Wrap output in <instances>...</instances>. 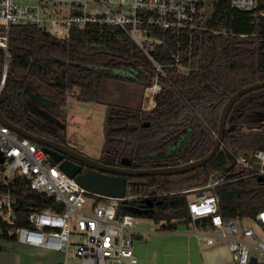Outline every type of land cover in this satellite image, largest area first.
Listing matches in <instances>:
<instances>
[{
    "label": "trees",
    "instance_id": "obj_1",
    "mask_svg": "<svg viewBox=\"0 0 264 264\" xmlns=\"http://www.w3.org/2000/svg\"><path fill=\"white\" fill-rule=\"evenodd\" d=\"M218 12L234 35L206 34L198 39L193 71L189 75L167 71L154 109L145 112L139 107L107 106V137L100 155L105 164L120 166L121 160L127 158L131 168H153L160 164L177 166L204 157L214 145L221 111L229 97L242 87L264 81V17L226 7ZM9 52L0 110L22 128L29 127L31 93L53 100L55 111L60 112L70 95L104 102L110 82L113 90L120 85H138L142 100L144 87L155 76L144 53L121 30L111 27L74 29L70 38L61 40L37 26L14 24ZM3 61L4 50L0 47V80ZM255 112H264V88L248 92L232 107L223 140L225 147L243 153L264 149V122L253 117ZM133 124L138 127L111 130ZM233 165L232 156L220 147L200 168L174 175L128 177L134 184L129 183L127 188L134 193L147 192L153 186H161L165 192L190 189L204 185L211 172L229 171ZM257 177L248 175L215 188L222 216L253 218L264 210V183ZM12 191L21 213L53 206L51 199L32 190L26 180L18 179ZM148 217L156 223L167 220L161 228L191 224L186 194L164 197ZM195 223L201 229H212L209 217Z\"/></svg>",
    "mask_w": 264,
    "mask_h": 264
},
{
    "label": "built area",
    "instance_id": "obj_2",
    "mask_svg": "<svg viewBox=\"0 0 264 264\" xmlns=\"http://www.w3.org/2000/svg\"><path fill=\"white\" fill-rule=\"evenodd\" d=\"M58 5L66 6L67 12L52 16L50 8ZM221 7L264 17V0H0V47L4 50L0 95L7 81L12 25H34L61 40L70 38L74 29L95 25L121 30L150 61L155 76L143 89L142 109L151 111L167 71L181 75L193 71L198 39L206 34L234 35L218 15ZM221 148L234 159L233 168L211 172L204 185L175 192L153 186L144 193H134L128 187L123 198H115L89 193L41 144L0 121V152L4 157L0 163V238L62 253L65 260L61 264H74L69 260L71 255L82 264H136L134 241L147 239L152 230L139 228V216L125 206H140L145 198L162 201L168 195L184 193L195 234L208 244L225 241L237 264H250L254 250L259 258L264 257V234L258 236L238 218L222 216L215 188L248 175H264V149L235 153L224 144ZM18 179L28 181L32 190L51 199L53 206L21 213L12 191ZM203 217L210 218L217 234L197 231L195 222ZM254 220L264 233V210ZM162 223L167 220L156 224L161 227ZM247 236L256 237L255 243L248 242Z\"/></svg>",
    "mask_w": 264,
    "mask_h": 264
},
{
    "label": "water",
    "instance_id": "obj_3",
    "mask_svg": "<svg viewBox=\"0 0 264 264\" xmlns=\"http://www.w3.org/2000/svg\"><path fill=\"white\" fill-rule=\"evenodd\" d=\"M264 88V81H259L247 85L238 89L234 94H232L227 100L225 106L223 107L220 115L218 133L215 137L214 145L210 152L204 157L184 163L177 166L160 164L153 168H131V161L127 158L121 160L122 166H112L104 164L96 159L83 155L75 150L64 148V153L67 154L70 159H64L63 155L56 154L57 152L50 149L48 143L43 139H38L32 136L30 133L25 131L22 127L16 125L10 121L0 110V121L1 123L8 125L11 129L18 132L21 136L28 138L38 144H41L47 154L55 162H60V168L68 174L70 177L74 178L75 181L87 190L89 193L98 194L101 196L123 198L125 196L127 185L129 183L134 184L132 181H128V177H142L149 175H174L179 173H184L192 169L200 168L207 164L220 149L223 144L225 137V130L228 115L234 106V104L245 94L256 89ZM42 108H39V106ZM29 105L32 106L33 111H37L42 115H47L52 111L54 101L45 98L41 94H30ZM262 114L259 120L264 122V112H259ZM138 125H122L117 127H112L111 130H121L126 127L133 129L137 128ZM4 161V157L0 152V163ZM83 165L87 166L89 169L83 171ZM257 180L264 183V175L258 176ZM162 201H155L151 198H145L142 200L140 206H125V209L138 216L152 214L155 210L156 205L160 204Z\"/></svg>",
    "mask_w": 264,
    "mask_h": 264
},
{
    "label": "rangeland",
    "instance_id": "obj_4",
    "mask_svg": "<svg viewBox=\"0 0 264 264\" xmlns=\"http://www.w3.org/2000/svg\"><path fill=\"white\" fill-rule=\"evenodd\" d=\"M50 12L52 16L62 15L67 12V7L63 5L51 7ZM124 87L120 85L118 90H113V84L110 82L106 87L104 102L84 101L70 95L62 106L68 138L93 158L101 157L106 139L107 106L125 105L142 109V100L138 92L140 87L136 84H126ZM232 151L244 152H236L233 148ZM243 223L246 226L251 225L260 237L263 236L264 233L256 227L253 218L244 217ZM64 260L62 253L48 252L42 248H32L14 240L0 238V264H61ZM69 260L74 264H82L80 260H74L72 255Z\"/></svg>",
    "mask_w": 264,
    "mask_h": 264
},
{
    "label": "crops",
    "instance_id": "obj_5",
    "mask_svg": "<svg viewBox=\"0 0 264 264\" xmlns=\"http://www.w3.org/2000/svg\"><path fill=\"white\" fill-rule=\"evenodd\" d=\"M239 222L244 227H252L244 225L243 218ZM195 224L198 232L218 233L213 227L201 229ZM137 226L142 229L151 228L152 232L147 239H135L133 248L138 260L136 264H237L235 255L225 241L208 244L203 236L195 234L190 223H179L173 229L161 228L148 215H143L139 216ZM247 237L245 239L248 242L255 243L256 237ZM250 264H264V257L259 258L254 250Z\"/></svg>",
    "mask_w": 264,
    "mask_h": 264
},
{
    "label": "flooded vegetation",
    "instance_id": "obj_6",
    "mask_svg": "<svg viewBox=\"0 0 264 264\" xmlns=\"http://www.w3.org/2000/svg\"><path fill=\"white\" fill-rule=\"evenodd\" d=\"M38 106L39 108H42V106ZM261 116L262 114H260L259 112H255L253 115L254 118H259ZM27 119L29 121V127L23 129L30 133L32 136L37 137L38 139H43L46 143H48L50 149L57 152L56 154L63 155L64 159H70V157L63 152V147L75 150L83 155L91 157L87 155L79 146L74 145L70 141L67 136L65 117L63 116L62 111H55V103L53 105L52 111L47 115H42L37 111H33L32 106L30 105ZM93 159H96L105 164V161H103L99 157ZM88 169L89 168L87 166L83 165V171H86Z\"/></svg>",
    "mask_w": 264,
    "mask_h": 264
}]
</instances>
